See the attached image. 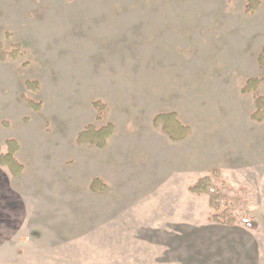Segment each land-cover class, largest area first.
Returning a JSON list of instances; mask_svg holds the SVG:
<instances>
[{
    "label": "rangeland",
    "instance_id": "1",
    "mask_svg": "<svg viewBox=\"0 0 264 264\" xmlns=\"http://www.w3.org/2000/svg\"><path fill=\"white\" fill-rule=\"evenodd\" d=\"M246 1L0 0V155L15 139L24 166H0V264H264V0ZM90 124L115 126L105 148L76 144ZM206 176L234 225L189 192Z\"/></svg>",
    "mask_w": 264,
    "mask_h": 264
},
{
    "label": "trees",
    "instance_id": "2",
    "mask_svg": "<svg viewBox=\"0 0 264 264\" xmlns=\"http://www.w3.org/2000/svg\"><path fill=\"white\" fill-rule=\"evenodd\" d=\"M262 3L261 0H247L245 6V12L248 15L254 14L259 10ZM0 55L4 58L3 52H0ZM258 65L260 69L264 70V50L258 57ZM261 84L260 78L249 79L246 82L244 89L242 90L243 94H249L256 91ZM39 88V83L29 82L28 90L37 92ZM31 109L34 112H39L42 108V103H35L33 101L28 102ZM257 110L253 115V119L256 121H262L264 119V97L258 96L257 101ZM93 107L98 113L97 120H101V111L103 106L99 102L93 103ZM154 125L161 127L164 133L167 135L170 141L172 142H182L188 136L190 129L184 125L177 117L175 113H166L159 114L154 118ZM4 126H8L7 123H4ZM116 128L113 124H107L102 127H97L93 124L88 125L82 132L79 133L76 139V144L78 146L90 145L96 148H105L111 138L114 136ZM7 152L0 155V166L8 168L10 174L17 178L22 175L24 166L17 160L16 156L20 151V145L17 140L11 139L5 142ZM215 183L211 176H206L198 180L196 184L189 188V192L195 196H208L210 208L216 212L215 215H212L211 220L214 223L220 224L222 226H232L238 218L233 212L229 211L226 213V210L218 214L223 206H228L229 193L227 191H222L216 189ZM105 189V184L100 179H95L90 187V190L94 194L103 192Z\"/></svg>",
    "mask_w": 264,
    "mask_h": 264
}]
</instances>
